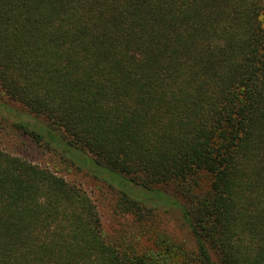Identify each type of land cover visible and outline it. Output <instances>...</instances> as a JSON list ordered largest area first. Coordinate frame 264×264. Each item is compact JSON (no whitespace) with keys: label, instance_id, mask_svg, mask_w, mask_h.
Masks as SVG:
<instances>
[{"label":"trees","instance_id":"16d2710c","mask_svg":"<svg viewBox=\"0 0 264 264\" xmlns=\"http://www.w3.org/2000/svg\"><path fill=\"white\" fill-rule=\"evenodd\" d=\"M0 121L132 217L0 146V264H264V0H0Z\"/></svg>","mask_w":264,"mask_h":264},{"label":"rangeland","instance_id":"374dc122","mask_svg":"<svg viewBox=\"0 0 264 264\" xmlns=\"http://www.w3.org/2000/svg\"><path fill=\"white\" fill-rule=\"evenodd\" d=\"M4 98L8 100L7 97ZM12 106L19 108L18 104L15 103H12ZM0 146L15 155H20L33 162L44 166L49 165L50 168L56 170L59 174L82 185L97 204L105 230L112 236L122 233L124 225L131 221V216L117 211L116 206L119 194L112 186L87 172L77 170L75 166L68 165L66 158L49 153L47 148L40 142L33 140L24 131L5 121H0ZM202 184L205 186L206 181L203 180ZM171 210L176 209L172 207ZM160 211L164 223L182 235L181 220L178 212L171 214L163 206L160 207Z\"/></svg>","mask_w":264,"mask_h":264}]
</instances>
